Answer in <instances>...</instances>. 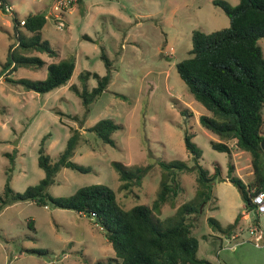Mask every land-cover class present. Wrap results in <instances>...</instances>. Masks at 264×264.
I'll return each mask as SVG.
<instances>
[{
	"label": "rangeland",
	"instance_id": "rangeland-1",
	"mask_svg": "<svg viewBox=\"0 0 264 264\" xmlns=\"http://www.w3.org/2000/svg\"><path fill=\"white\" fill-rule=\"evenodd\" d=\"M212 1L83 0L66 10L54 11V0H12L11 9L20 19L40 12L52 15L46 16L41 32L56 55L28 52L40 57L44 64L38 68L19 66L8 77L43 79L48 63L70 58L75 61L68 82L47 93L26 90L6 80L7 50L16 38L10 12L0 10V196L9 176L10 187L16 192L44 177L37 163L44 135V152L54 162L77 129L80 138L70 159L90 166L91 171L59 168L54 183L47 187L49 194L70 196L82 186L100 183L114 190L123 208L138 204L151 207L161 182L169 181L160 162L181 160L190 169L178 175L176 186L171 183L176 193L159 209H153L154 218L164 222L184 203H200L199 213L190 217L192 235L199 241L198 258L212 264L264 260V248H256L250 242L242 244L238 251L241 246L226 249L233 241H225L224 235L212 229L207 221L212 217L226 229L242 213L236 229L247 235L254 215L247 212L238 188L229 182L227 174L231 162L234 174L251 183V157L237 148L234 141H228L230 155L211 147V141L220 139L199 123L200 115L211 114L193 98L176 70L177 62L191 56L193 30L208 33L229 26V18ZM224 1L232 6L239 2ZM54 14L60 15L62 27H58ZM258 44L264 56V37ZM103 51L111 61L110 82L86 107L77 92L84 85L90 90L97 80L91 75L82 80L80 75L86 71L100 76L107 73L101 58ZM262 117L264 136V105ZM103 118L119 125L112 135L114 145L103 143L87 130ZM185 133L191 134L192 141L202 150L197 163L185 149ZM114 161L129 168L147 166L141 185L122 191ZM197 165L208 169L209 175L219 166L223 179L214 181L206 202L198 196L201 187ZM260 224L264 228V216L260 217ZM215 235L222 236L221 246L215 242ZM112 257L115 252L102 228L86 214L42 206L31 200L0 209V264H94Z\"/></svg>",
	"mask_w": 264,
	"mask_h": 264
},
{
	"label": "trees",
	"instance_id": "trees-1",
	"mask_svg": "<svg viewBox=\"0 0 264 264\" xmlns=\"http://www.w3.org/2000/svg\"><path fill=\"white\" fill-rule=\"evenodd\" d=\"M83 0H77L81 3ZM215 6L223 10L229 18V26L212 32L193 30L191 35V56L176 63L179 77L187 85L193 98L204 106L211 115H200L199 123L207 130L216 134L220 141H211L214 150L230 155L231 146L228 141H234L237 148L250 154L253 181L245 183L234 174L233 163H228L227 178L240 192L247 212H252L253 222L258 221L254 213L251 197L263 188L264 183V150L261 148L263 124L262 108L264 105V56L258 40L264 37V0H239L232 6L224 0H213ZM2 0L0 10L6 12ZM16 42L9 44L5 61L6 80L20 84L26 90L37 93H47L71 78L75 67L74 59H61L46 65V76L43 79L27 78L12 79L8 77L19 66L41 67L44 61L28 52L38 51L49 57L56 52L49 41L42 36V28L46 22L44 13L28 14L24 24L14 11H10ZM87 36H85L86 38ZM107 68L103 76L86 71L80 79L87 80L90 75L97 80L96 86L77 92L82 103L88 105L96 99L110 82L111 61L104 51L101 53ZM123 98V95L117 94ZM119 129L110 118H103L87 128L103 143L114 145L113 133ZM39 148L38 166L43 169L44 177L35 185H29L22 192L14 191L9 184L10 176L4 185L0 196V209L15 202L34 201L42 206L74 210L95 218L102 228L104 236L115 252V257L106 261L99 260L94 264H210L196 253L199 241L192 235L193 223L191 215L200 211V203H184L174 216L164 222L154 218L153 209H159L176 190L179 174L190 168L184 161L173 160L160 162L167 171L169 181L161 182V189L152 206L145 204L123 208L117 201L112 188L105 184H90L78 188L70 196H52L47 187L54 183L55 174L61 167L87 173L90 166L80 165L70 158L79 141L77 129L66 141L65 147L58 159L51 162L45 154L43 141ZM193 136L184 134L185 149L197 163L202 150L193 141ZM10 160H13L9 154ZM113 166L118 173L120 189L130 191L133 186H140L142 178L148 170L147 166L129 168L114 161ZM10 170V169H8ZM197 181L201 187L198 196L202 202L211 197L212 185L220 177L219 166L212 175L200 165H197ZM242 213L238 214L233 223L223 229L218 222L208 217L212 229L221 234L230 235L237 227ZM31 222V221H30Z\"/></svg>",
	"mask_w": 264,
	"mask_h": 264
},
{
	"label": "built area",
	"instance_id": "built-area-1",
	"mask_svg": "<svg viewBox=\"0 0 264 264\" xmlns=\"http://www.w3.org/2000/svg\"><path fill=\"white\" fill-rule=\"evenodd\" d=\"M75 3H77V0H54L53 10L63 11ZM0 5H2V0H0ZM4 8L6 12H10L12 10L10 4H5ZM45 16H52V15L48 13ZM53 18L59 21L58 27L63 26L60 15L54 14ZM20 24H24V19L20 20ZM251 203L254 206V213L258 216H264V183H263V188L257 193H254L252 195ZM262 227L263 226L259 222H255L253 224H250L247 228V233L249 236L248 241H250L255 247L264 246V233Z\"/></svg>",
	"mask_w": 264,
	"mask_h": 264
},
{
	"label": "crops",
	"instance_id": "crops-1",
	"mask_svg": "<svg viewBox=\"0 0 264 264\" xmlns=\"http://www.w3.org/2000/svg\"><path fill=\"white\" fill-rule=\"evenodd\" d=\"M8 2V4L11 5V7H13V4H12V0H6ZM12 11L16 12L15 10L12 9ZM17 14V13H16ZM18 16V15H17ZM19 17V16H18ZM26 17V16H24ZM23 17V18H24ZM20 18V17H19ZM22 19V18H21ZM13 204V203H12ZM11 205V204H10ZM7 206L9 205H6L4 208H6ZM258 216V215H257ZM260 217L261 216H258V221L260 223ZM254 223V222H252ZM263 228V227H262ZM243 231V230H242ZM242 231H237V229L235 228V230L228 236L226 234H223L224 235V238H225V241L227 240L228 242L229 241H233V243L230 245V246H226L225 248L226 249H229V250H233L235 249V247L237 246H241V247H237L236 251H238L240 248H242V244L246 243V242H250L248 241L249 240V236H248V233L247 235H242ZM247 232V230H246ZM263 233H264V228H263ZM210 237H212V235H210ZM215 238V242H217V244H219L221 246V244L223 243V238L222 236H219V235H215L213 236ZM211 241L210 239L208 240V242ZM210 243V242H209ZM251 243V242H250ZM252 244V243H251ZM254 246V245H253ZM258 248V247H256ZM261 248V247H260ZM264 248V246H263ZM258 250V249H256ZM263 251V250H262ZM207 260V259H206ZM210 262V264H212V262L210 260H208ZM250 264H264V260H261V259H255L254 261L250 260L249 261ZM233 264H236V262L234 261Z\"/></svg>",
	"mask_w": 264,
	"mask_h": 264
},
{
	"label": "water",
	"instance_id": "water-1",
	"mask_svg": "<svg viewBox=\"0 0 264 264\" xmlns=\"http://www.w3.org/2000/svg\"><path fill=\"white\" fill-rule=\"evenodd\" d=\"M260 145H261V148L264 150V138L261 140Z\"/></svg>",
	"mask_w": 264,
	"mask_h": 264
}]
</instances>
